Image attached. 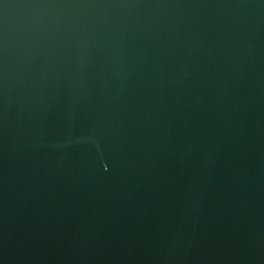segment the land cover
I'll return each instance as SVG.
<instances>
[{"label": "water", "instance_id": "water-1", "mask_svg": "<svg viewBox=\"0 0 264 264\" xmlns=\"http://www.w3.org/2000/svg\"><path fill=\"white\" fill-rule=\"evenodd\" d=\"M0 264H264V0H0Z\"/></svg>", "mask_w": 264, "mask_h": 264}]
</instances>
